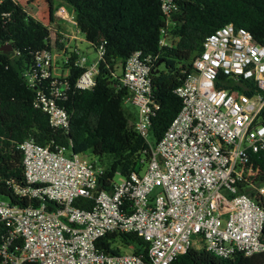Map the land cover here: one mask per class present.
I'll return each mask as SVG.
<instances>
[{
	"label": "built area",
	"instance_id": "built-area-1",
	"mask_svg": "<svg viewBox=\"0 0 264 264\" xmlns=\"http://www.w3.org/2000/svg\"><path fill=\"white\" fill-rule=\"evenodd\" d=\"M160 1L168 27L176 7ZM55 15L76 29L64 8ZM167 31H161L160 47L167 45ZM73 53L84 69L75 88L90 90L104 49L92 63ZM54 58L52 51L36 53L24 76L36 90L34 108L52 129L66 130L70 117L57 102L69 89L67 71L57 74ZM151 64L137 52L117 74L128 91L125 104L136 111L134 130L145 141L159 109ZM192 66L175 90L181 110L156 144L147 143L142 168L128 178L117 176L109 192L92 195L99 169L89 152L32 140L20 144L25 184L10 187L18 199L38 206L0 202V264H172L192 247L221 259L264 252V173L255 159L262 155L264 161V46L228 24L205 38ZM78 198H92V208L75 207ZM112 234L138 237L145 251L133 254V245L118 240L110 252L97 247Z\"/></svg>",
	"mask_w": 264,
	"mask_h": 264
},
{
	"label": "trees",
	"instance_id": "trees-1",
	"mask_svg": "<svg viewBox=\"0 0 264 264\" xmlns=\"http://www.w3.org/2000/svg\"><path fill=\"white\" fill-rule=\"evenodd\" d=\"M172 2L176 9L167 27L160 0H47L50 23L56 21L55 5L66 6L84 40L95 51L104 49L90 90L75 88L84 71L75 65L77 56L70 53L63 61L69 89L57 104L70 118L66 130H55L49 126L47 116L34 108L36 90L28 86L24 73L32 68L36 53L64 50L61 35L56 34L52 45L47 26L31 18L14 0H0V197L7 198L11 205L38 206L37 201L18 199L10 187L11 182L25 184L19 149L25 140L65 147L74 154L89 152L99 169L93 196L111 191L115 177L128 178L142 168L149 158V147L134 130L136 116L125 107L128 91L116 73V68L121 69L134 53L152 61L153 101L159 109L151 119L150 135L156 144L181 110L182 102L175 90L192 72V63L202 52L208 35L232 24L247 30L255 42L264 46V0ZM162 29L168 30L167 45L160 47ZM39 86L44 89L45 84ZM262 158L255 156L264 173ZM261 205L264 208V200ZM74 206L89 210L93 200L78 198ZM115 240L123 246L133 245V254L145 251L144 242L128 234L107 235L97 242V247L110 252L109 246ZM172 264H264V252L221 259L192 247Z\"/></svg>",
	"mask_w": 264,
	"mask_h": 264
},
{
	"label": "rangeland",
	"instance_id": "rangeland-1",
	"mask_svg": "<svg viewBox=\"0 0 264 264\" xmlns=\"http://www.w3.org/2000/svg\"><path fill=\"white\" fill-rule=\"evenodd\" d=\"M19 5H21L26 13L36 21L41 22L43 25L47 26L50 31V38L52 45L56 39V34L61 35L59 38L60 42H62L64 50L59 51L57 48L52 50L54 54V67L56 68L57 74H64L65 71L63 70V61L67 58L70 53H73L74 50H78L80 56H84L88 62H95L97 59L96 51L88 44L84 37L76 31V29L66 20L61 19L58 16H54L56 18L55 23H50L49 21V14H50V7L47 3V0H14ZM64 8L68 14V16L73 15L72 11L67 8L66 6H58L55 5L54 14L61 9ZM77 37V40H74V37ZM120 68H116V73L119 74ZM125 107L131 111L136 113L135 109L128 104H125ZM146 142L149 145H154L151 139V135L149 134L146 138ZM88 160L96 161L91 155L89 156ZM96 167L98 166L97 162L95 163ZM145 166L141 170L144 172ZM115 182H118V179L115 177ZM0 202L7 203L8 199L5 197H0ZM121 253H128L125 247L120 248Z\"/></svg>",
	"mask_w": 264,
	"mask_h": 264
}]
</instances>
